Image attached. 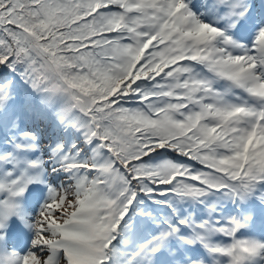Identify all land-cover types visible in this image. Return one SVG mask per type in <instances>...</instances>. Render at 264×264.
<instances>
[{
    "label": "snow or ice",
    "instance_id": "snow-or-ice-1",
    "mask_svg": "<svg viewBox=\"0 0 264 264\" xmlns=\"http://www.w3.org/2000/svg\"><path fill=\"white\" fill-rule=\"evenodd\" d=\"M0 264H264V0H0Z\"/></svg>",
    "mask_w": 264,
    "mask_h": 264
}]
</instances>
